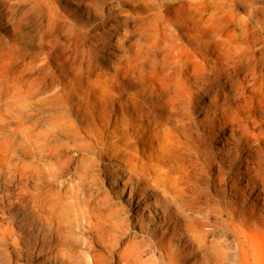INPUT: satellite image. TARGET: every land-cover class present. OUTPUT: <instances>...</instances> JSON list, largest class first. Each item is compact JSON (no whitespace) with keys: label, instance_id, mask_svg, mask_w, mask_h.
Here are the masks:
<instances>
[{"label":"rangeland","instance_id":"obj_1","mask_svg":"<svg viewBox=\"0 0 264 264\" xmlns=\"http://www.w3.org/2000/svg\"><path fill=\"white\" fill-rule=\"evenodd\" d=\"M165 1L167 4H164ZM221 5L224 6L222 11L218 10ZM189 7L193 11H188ZM253 11H257L264 20V0H0V142L3 145L0 222L6 226L7 221H13L12 226L19 242L13 244L8 239L10 244L7 251L0 250V264H53L42 259L44 246L38 242L32 246L36 240L33 237L40 235V230H37L39 226L28 223L27 215L22 213L20 207L27 195L24 189L20 193V188L24 186L19 173L30 166L35 167L38 160L30 156V152H40V143L46 146V151L45 156L39 159L42 180L34 198L41 204H47L50 195L63 194L54 186L58 171L53 165H58L56 157L61 156L62 160L68 162L62 168L65 178L73 179L75 176L72 174L84 156V162L90 163V171L84 168L80 171L84 177L90 176L93 186L101 184L99 187L108 190L114 201H121L125 205L127 219L137 221L139 213L135 212L134 205L129 206L126 201L130 184L123 181L128 171L120 172L118 165L127 163L130 169L138 173H144V168L150 166L151 170L147 173L150 177L167 168L170 170L168 177L178 176L181 178L180 185L187 187L186 199L197 197L204 207L216 204L222 208V218L232 213L243 220L242 223L235 221L240 224L235 226V234L230 223L225 226L220 237V231L206 237L208 242L213 239L207 248L213 264H264V107L257 100L264 96V82L259 76L251 78L246 73L245 78V85L254 83L257 93L246 91L241 101H230L233 109L238 107L239 115L245 118L242 122L246 130L245 137L240 128L231 136L230 125L220 130L216 118L206 115L211 109L207 108L206 97H201L194 99L191 105L195 122L191 120L187 123L185 118L186 125L181 129H176L174 123H168L169 135L164 142L167 151L163 157L159 152H152L148 146L141 152H135L118 142L105 146L115 151L121 150L120 157L125 159L124 162L108 155L99 159L98 166L93 160V151L81 144L80 137L85 138V141L94 139L90 138V128H82L80 137H76V134L71 133L74 130L72 125H64L74 119L66 114V101L76 100V97H83L87 93V90L77 89L79 85H88L84 82L85 77L107 75L113 77L115 85L130 87L123 70L130 68L129 63L133 64L142 52L148 56H159V46L177 43L187 45L186 37L192 32L177 26L181 19L197 17L201 13L213 15L212 21L203 24L200 39L204 41L222 43L246 39L263 43L264 26H257L251 21L250 13ZM181 53L184 56L189 51ZM248 55L246 51L233 52V57L246 66L252 63L247 59ZM197 57V62L194 59L191 61L197 64L199 72L212 77L214 63L206 62L199 55ZM211 57L213 55L206 58ZM259 57L256 53L257 64L260 62ZM179 64L175 63L176 66ZM119 68L121 70L116 73ZM176 71L174 83L179 92L196 89L193 80L180 79ZM76 77L83 81L76 82ZM149 85H152V81L146 76V82L138 88ZM135 89L131 87L128 91ZM113 90L118 91V88ZM224 91L233 98L235 92L230 87L225 86ZM221 104L222 99H219L217 105ZM115 108L119 110L121 107L115 103ZM130 111L132 116L138 117L134 110ZM152 113L168 116V113L157 110ZM174 116L182 117L179 112ZM154 119L153 116H144L142 120L133 121V131L138 134V138L141 137V131L147 128V120ZM89 127L96 131L108 128L102 127L93 118L90 119ZM258 130L263 131L262 138H256ZM58 142L68 144L59 150L52 146ZM247 167L252 169L251 174L256 169L257 176L245 174ZM73 183L74 190L80 189L77 177ZM89 185L83 191H92L86 189ZM69 194L66 191L63 196ZM74 200L73 197H63V201H67L64 206L69 211L64 207L56 211L61 228L53 229L58 239L53 240L52 244L61 250L68 264H138L128 258H121L116 253L117 249H113L114 254H111L106 245L111 242L114 232L112 226L106 222L97 225L90 215L94 210L82 212L80 205H73ZM149 209L152 217L147 216L146 212L143 220L144 225L149 224L147 234L154 231L159 235L160 224L155 226L152 221H158L160 209ZM140 231L137 221L130 233L117 234L128 239L133 232L143 235ZM97 232L101 233L102 242L96 241ZM149 242H152V237Z\"/></svg>","mask_w":264,"mask_h":264},{"label":"bare ground","instance_id":"obj_2","mask_svg":"<svg viewBox=\"0 0 264 264\" xmlns=\"http://www.w3.org/2000/svg\"><path fill=\"white\" fill-rule=\"evenodd\" d=\"M164 4H167V2L165 1ZM223 8L224 6L221 5L218 10L222 11L224 10ZM188 11H193L192 7H189ZM250 14L252 22L257 26H264V20L257 11H253ZM212 19H214L213 15L201 13L197 17L191 16L190 18L179 20L177 22L179 28L192 32L186 37L188 44L177 43L175 45L159 46L157 49L160 51L159 56L157 54L148 56L147 53L142 52L133 64L129 63L131 65L130 68L123 70L130 87L115 85L113 77L107 75L85 77L84 82L88 83L92 89L88 85L86 87L79 85L77 89L81 91L87 90V93L83 97H76V100L66 101L64 107L66 114L74 117V119L71 122H66L64 125H72L71 127L74 130L71 133L76 134V137H80L79 132L82 128L86 126L90 128L92 133L90 138L94 139L92 141H85V138L80 137L82 140L81 144L93 151V160L96 161L98 166L100 165L99 159H103L108 155H112V157L124 162L125 159L120 157L122 155L121 150L115 151L105 146L118 142L123 143L127 148L133 149L135 152H141V149L148 146L152 152H159L163 157L164 152L167 151L164 142L169 135L167 131L168 123H174L176 129H181L186 125V121L184 122L185 118L187 119V123L191 120L195 122L191 105L194 99L201 97H206L208 100L207 108L211 109L206 115L216 118L215 122H217V127L220 130L230 125L229 133L231 136L237 128L243 130V137L246 136V130L242 123L245 118L239 115L238 107L233 109L230 101L231 99L241 101L246 96V91L258 92V90L254 89V83L245 85L246 73L251 78L259 76L260 80L264 82V59H262L264 55V42L257 43L246 39L222 43L204 41L200 39L203 33V24L212 21ZM174 50L177 52L170 53ZM184 50H188L189 54L183 56L181 51L183 52ZM238 51L248 52L247 59H250L253 64L250 63L246 66L243 62L237 61L233 57V52ZM256 53L260 55L258 58L260 62L258 64L255 61ZM197 55L206 62L211 61L214 63L211 69L213 72L212 77L200 73L197 64L191 61L194 59L197 62ZM208 55H213V57L206 58ZM177 62L180 63L179 66L175 65ZM120 70V68L116 69V73H119ZM175 71L178 73L180 79L193 80L196 89L187 90L182 93L179 92L174 83ZM240 75H242V78H240ZM146 76H148V80L152 81V85L138 88V86H142L146 82ZM75 81L81 83L83 79L76 77ZM225 86L230 87L235 92L233 98L230 97L229 93L224 91ZM131 87L136 89L128 91ZM115 88H118V91H114L113 89ZM115 98H118V101H115ZM219 99H222V104L218 106L217 101ZM257 100L264 107V96ZM115 103L120 105L121 108L119 110L115 108ZM130 110H134V113L138 117L132 116L133 113ZM154 110L164 114L168 113V116L152 113ZM178 112L181 113L182 117L177 118L174 116ZM144 116H153L155 119L147 120V128L141 131V134H139L141 137L138 138V134L133 131V121L135 119L142 120ZM169 116H172V118ZM91 118L98 120L102 127L107 126L108 128H101L96 131L93 127H89ZM198 121L200 122V128L203 130L202 121L200 119ZM201 135L202 132L199 133V136ZM262 135L263 131L258 130L256 138H262ZM108 138L112 140L108 141ZM67 144V142H58L52 144V146L61 150L63 149L62 146ZM73 144L76 145V143ZM2 147L3 145L0 142V164ZM39 148L40 152L38 153L30 152V156L38 160L37 164L34 165L35 167L30 166L29 169L24 172L20 171L19 173L20 180L24 186V188H20V193L24 189L27 195L24 202L20 204V207L23 210L22 213L27 215L28 223L39 226L37 230H40L38 232L40 235L38 237L41 236V239L39 240L37 236H34L33 238L36 240L32 242V246H35L36 242L44 246L42 259H45L47 263L68 264L67 260L63 258L61 250L54 248L56 244H52L53 240L58 239L57 234L53 232L54 227L57 229L61 228V220L57 219L59 214L56 211L63 207L66 208L64 205H67V201H63V197H66V199L68 197L75 198L76 200L73 201V205H80L82 212L94 210L90 215L96 220L97 225L101 222L103 224L106 222L109 226H112L111 228L114 229V232L110 238L111 242L109 245H106L109 252L114 254L113 249H117L116 253L121 258H128L138 264H213L207 249L208 243L212 242L213 239H210V242H208L206 237L209 234H214L216 231H220L218 235L220 237L224 232L225 226L230 223L233 226L235 234V226H239V223L243 221L240 218H236V215L232 213L229 216L227 215L226 218H222L223 209L216 204H207L204 207L197 200V197L186 199L187 187L180 185L181 178L178 176L168 177L170 170L167 168L158 171L156 175L150 177L147 175L151 170L150 166L144 168V173H138L136 170L130 169L127 163H123L122 165H118V169L123 173L128 171L126 179L123 181V183L130 184L126 201L129 206L133 207L134 205L135 208L139 207V209L134 208V210L139 213L137 221L142 230L140 232L143 234L139 236L135 234L136 232H133L129 234L128 239H123L117 232L130 233V230L135 228L137 221L127 219L125 205L121 201H114L108 190L99 187L101 184L93 186L90 176L85 175L84 177L80 172L81 169L84 168L90 171V163L86 164L84 162V156L79 160V166L76 167L74 174H72L75 176L73 179L65 178L62 166L68 162L62 160L61 156L55 159V161L58 160V165L53 164L58 170L54 177V186L63 194L69 191V195L63 196L61 193H57L55 196L50 195L47 198V204H41L34 198V195L38 194L37 189L41 187L40 182L43 171L40 169L41 163L39 159L45 156L46 146L40 143ZM228 160L231 161L229 158ZM251 171L252 169L247 167L245 174L257 176L258 172L256 169L253 170L254 174H251ZM76 177L79 179L77 185L80 189L74 190L73 181ZM83 177L84 179H82ZM260 180L263 181V178L261 177ZM31 182H33L32 186ZM88 184L90 185L86 189L93 190L89 192L83 191ZM140 200H142L141 203ZM149 207L160 209L158 221H152L155 226L160 224L159 235L154 233V231L147 234L149 224L144 225V215L147 212V216L152 217ZM66 210L69 211L67 208ZM111 217H115L114 220H109ZM237 220L239 223H235ZM12 223L13 221L9 220L6 222V226H4L5 223L0 222V228L2 229H0V250L2 251L9 248L10 243L8 239H11L13 244L19 243ZM44 232H46L45 236L43 235ZM97 233L98 239L96 241L102 242L103 240L100 238L101 233ZM149 235L150 237H148ZM151 237L152 242H149V238Z\"/></svg>","mask_w":264,"mask_h":264}]
</instances>
